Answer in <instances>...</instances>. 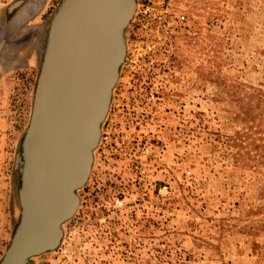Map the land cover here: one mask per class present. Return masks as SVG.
<instances>
[{
	"label": "rangeland",
	"instance_id": "1",
	"mask_svg": "<svg viewBox=\"0 0 264 264\" xmlns=\"http://www.w3.org/2000/svg\"><path fill=\"white\" fill-rule=\"evenodd\" d=\"M63 1L0 0V262L44 55L30 37ZM143 1L80 207L31 263L264 264V0H181L172 29Z\"/></svg>",
	"mask_w": 264,
	"mask_h": 264
},
{
	"label": "water",
	"instance_id": "2",
	"mask_svg": "<svg viewBox=\"0 0 264 264\" xmlns=\"http://www.w3.org/2000/svg\"><path fill=\"white\" fill-rule=\"evenodd\" d=\"M135 1L64 0L45 35L30 33L44 55L23 141L21 219L0 264H32L61 245L93 170Z\"/></svg>",
	"mask_w": 264,
	"mask_h": 264
},
{
	"label": "built area",
	"instance_id": "3",
	"mask_svg": "<svg viewBox=\"0 0 264 264\" xmlns=\"http://www.w3.org/2000/svg\"><path fill=\"white\" fill-rule=\"evenodd\" d=\"M180 2L181 0H144L138 16L145 23L162 21L165 18L168 27L172 29L187 22V15L180 9ZM166 18L171 21L168 22Z\"/></svg>",
	"mask_w": 264,
	"mask_h": 264
},
{
	"label": "flooded vegetation",
	"instance_id": "4",
	"mask_svg": "<svg viewBox=\"0 0 264 264\" xmlns=\"http://www.w3.org/2000/svg\"><path fill=\"white\" fill-rule=\"evenodd\" d=\"M136 2V1H135ZM137 4V3H136ZM18 5H19V7L18 6H10L9 7V9L7 10V24L8 25H11V23L13 22V21H16V16H17V14L20 12L19 10H20V8L22 7V4L20 5V3H18ZM18 12V13H17ZM2 46L3 45H1L0 46V51L2 52ZM21 186H22V174H21ZM21 189V188H20ZM20 192V191H19ZM20 219H21V217H20ZM19 225V224H18ZM18 227V226H17ZM17 229V228H16ZM16 231V230H15Z\"/></svg>",
	"mask_w": 264,
	"mask_h": 264
},
{
	"label": "bare ground",
	"instance_id": "5",
	"mask_svg": "<svg viewBox=\"0 0 264 264\" xmlns=\"http://www.w3.org/2000/svg\"><path fill=\"white\" fill-rule=\"evenodd\" d=\"M27 25V24H26ZM26 28V27H25ZM22 29H24V28H22ZM28 30V29H27ZM26 31V30H25ZM22 34V33H21ZM24 34V33H23ZM12 55V54H11ZM11 59H12V57H11Z\"/></svg>",
	"mask_w": 264,
	"mask_h": 264
}]
</instances>
